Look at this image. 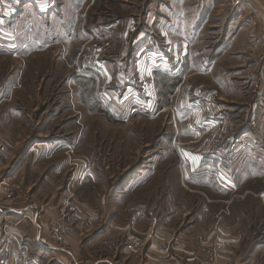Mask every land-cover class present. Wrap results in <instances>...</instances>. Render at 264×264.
I'll use <instances>...</instances> for the list:
<instances>
[{
	"label": "crops",
	"instance_id": "1",
	"mask_svg": "<svg viewBox=\"0 0 264 264\" xmlns=\"http://www.w3.org/2000/svg\"><path fill=\"white\" fill-rule=\"evenodd\" d=\"M219 1L2 0L0 49L4 47L27 58L37 66L40 75L72 77L83 90H89L101 80H112L108 71L100 67L99 56L119 48L120 27H126L125 37L133 24L129 19L122 21L123 24L114 21L107 23L105 29L104 18L118 21L121 17L132 18L138 11L142 14L144 10L148 16V107L151 86L155 96L157 87L162 96L175 87L174 99L184 102L186 88L196 89L201 75L195 67L197 60L186 49L200 48L201 33L209 30L207 27L219 26L216 21ZM227 1L235 11L227 27L232 35L222 46L223 51L207 61V73L215 87L228 92L214 90L210 96L204 93L205 99L214 98L210 103L198 102L201 118L203 113L211 114L208 107H213L214 102L232 105V99L241 100L240 106L248 112L247 92L240 94L242 90L234 89L222 75L227 69L244 66L241 69L244 80L251 69L245 51L259 50L264 45V0ZM98 39L104 45L100 52L94 48L97 55L92 58L89 46L98 43ZM195 39L197 43L193 45ZM158 43L167 51L166 55L154 53ZM175 50H180V55L175 56ZM24 52L27 56L21 55ZM260 69L264 75V62ZM96 96L95 93V97H87V102L96 105ZM197 96L202 99L201 94ZM163 106L158 115L169 105ZM151 109L150 106L148 113ZM34 148L23 159L33 155ZM187 149L189 152L176 155L179 166L169 153L157 155L148 163V169L158 170L161 178L163 174L174 175L177 183L162 180L157 185L148 184L135 197L128 198L126 203L138 214L144 211L147 231L143 234V246L136 248L127 240L123 250L120 234L109 227L115 225V219L109 226L102 223L106 208L102 196L96 202V209L83 205L90 226L81 234L61 242L51 240L49 225L58 214V204L52 203L53 197L42 202V190L36 189L39 179L33 178L42 169L36 163L39 156L34 155L33 163L23 162L24 165L13 168L0 187L3 200L0 202V264H264V203L259 200L264 194V178L251 174L244 158L239 168L232 169L223 165V159ZM45 176V182L52 181L50 173ZM15 179L17 184L12 183ZM99 188L104 191V187ZM14 193L17 196L10 200ZM99 206L102 209L97 212Z\"/></svg>",
	"mask_w": 264,
	"mask_h": 264
},
{
	"label": "rangeland",
	"instance_id": "2",
	"mask_svg": "<svg viewBox=\"0 0 264 264\" xmlns=\"http://www.w3.org/2000/svg\"><path fill=\"white\" fill-rule=\"evenodd\" d=\"M204 5L207 6L208 2ZM217 8L216 21L219 26L207 27L209 30L201 33L200 48L191 49L190 46L186 49L188 55L197 60L195 67L201 75L196 89L186 88L184 102L174 99L175 87L172 92L167 90L163 96L157 87L155 96L156 91L151 86L148 107V16H145L144 10L142 14L138 11L134 17H121L118 21L117 18H104L105 25H101L105 29H108L107 23L114 21L123 24L122 21L129 19L133 24L125 37L123 33L126 27H120L119 48L105 51L99 56L100 67L108 71L112 80H101L99 85L89 90H83L72 77L40 75L37 66L28 62L27 58L2 47L0 187L13 168H19L24 165L23 162L33 163L34 155H38L36 163L42 170L33 174V178L39 179L36 189L42 190L43 203L53 197L52 203L58 204V214L51 222L63 220L72 232L71 238L81 234L90 226L89 215L83 205L86 207L89 204L96 209V202H100L102 196L106 204L102 223L109 226L115 219L114 227H109L120 234L124 242L121 245L123 250L127 240L136 248L143 246V234L147 231L144 211L138 214L134 207L126 203L128 198L135 197L148 184L157 185L162 180H167L168 184L177 183L174 175L167 177L163 174L161 178L158 170L148 169L155 156L172 154L171 158L178 165L176 155L189 152V148L192 152L197 151L195 154L203 153L223 159V165L232 169L235 166L239 168L240 160L244 158L250 173L264 178V96L261 98L264 95V75L260 69L264 62V45L259 50L245 51L249 58L246 62L251 68L245 75V81L241 78L244 66L227 69L222 75L230 86L243 91L240 94L247 92L248 112L240 106L241 100L232 99V105L214 102L213 107H208L211 114L203 113L200 117V100L212 102L214 97H207V100L205 97L214 90L228 92L223 87H215L207 73L209 60L223 51L222 46L232 35L227 27L234 19L233 5L227 0H220ZM97 41L89 46L92 58L97 55L94 48L97 47L100 52L99 48L104 45L100 39ZM196 43L195 39L193 45ZM154 51L167 54L160 43ZM178 52L180 50L174 51L175 56L180 55ZM21 55L27 56L25 52ZM19 72L21 75L18 77ZM95 93L96 105L89 104L86 98L95 97ZM200 94L202 99L197 96ZM162 105H169V108L158 115ZM150 106L152 109L148 113ZM198 122L201 124L196 127ZM32 147H35L33 155L23 159ZM49 173L52 181L48 183L45 182V175ZM16 181L12 183L17 184ZM101 186L104 191L98 189ZM88 190L93 193L90 194ZM16 196L17 193L10 195V200ZM259 200L264 203V194L260 195ZM0 202L3 203L1 198ZM101 209L99 206L97 212Z\"/></svg>",
	"mask_w": 264,
	"mask_h": 264
},
{
	"label": "built area",
	"instance_id": "3",
	"mask_svg": "<svg viewBox=\"0 0 264 264\" xmlns=\"http://www.w3.org/2000/svg\"><path fill=\"white\" fill-rule=\"evenodd\" d=\"M2 0H0V3ZM2 231L0 227V232ZM49 232H50V237L51 240H57V241H63L64 239L68 238L71 236L72 232L68 228V226L65 224L63 220L59 221H53L49 225ZM39 242L43 244V240L40 239Z\"/></svg>",
	"mask_w": 264,
	"mask_h": 264
}]
</instances>
